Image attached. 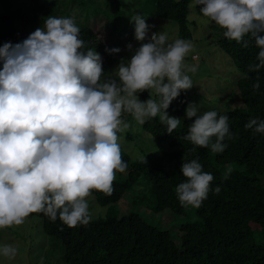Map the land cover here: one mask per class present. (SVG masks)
Segmentation results:
<instances>
[{"label":"clouds","instance_id":"obj_1","mask_svg":"<svg viewBox=\"0 0 264 264\" xmlns=\"http://www.w3.org/2000/svg\"><path fill=\"white\" fill-rule=\"evenodd\" d=\"M223 28V35L241 42L246 34L255 39L258 62L249 71L264 68V0H192L190 8ZM135 40L140 42L106 74L99 52L84 49L80 28L73 16L50 15L42 27L22 42L0 46V229L21 225L31 213L42 212L68 227L91 220L86 197L92 190L113 192L117 171L124 172L118 133L128 127L126 112L140 124L159 115L172 133L180 118L167 112L182 90L193 86L188 72L195 66L184 61L190 41L169 39L164 31L152 32L146 17L130 14ZM247 46V42H244ZM119 53V47L105 49ZM260 88L259 80L252 85ZM149 90L142 101L138 93ZM155 92L159 100L152 99ZM185 115L195 118L184 139L193 145L222 153L234 139L229 117L215 109L201 111L189 103ZM123 125V127H122ZM244 127L264 134V119L252 118ZM214 138V139H213ZM227 168L223 178L231 173ZM175 192L184 207L199 208L214 177L203 171L199 159L184 160ZM17 248L0 243V256L14 259Z\"/></svg>","mask_w":264,"mask_h":264},{"label":"trees","instance_id":"obj_2","mask_svg":"<svg viewBox=\"0 0 264 264\" xmlns=\"http://www.w3.org/2000/svg\"><path fill=\"white\" fill-rule=\"evenodd\" d=\"M17 1L0 0V5L5 8L4 12H0L1 46L8 41L15 44L27 38L28 35L23 33L17 19L37 21L41 19V11L49 5L56 6L61 14L66 15L59 4H50L51 0H36L30 8H26V5L32 0L26 3L20 0L19 5H16ZM112 2L114 8L106 2L105 9L99 10L97 14L107 16L114 22L111 36L114 41V33L122 14L119 0ZM149 2L155 17L177 22L180 38H193L191 23L195 21L190 20L189 7L192 0ZM82 3V11H88L84 18H75V21L82 22V25L76 24L81 25L79 38L84 41L83 50L99 52L107 73L119 57L105 50L113 47L111 38H108L111 44L106 43L90 26L91 2ZM194 8L198 15L203 16L199 6ZM113 9L117 11L115 14L111 13ZM224 31L216 25L219 35L215 41L223 47L240 71L234 86L240 103L234 107L211 109L229 117V130L235 138L225 139L227 147L222 153H214L210 148L195 146L184 139L189 124L195 118H187L185 115L191 102V91L182 90L167 109L171 115L180 118L179 125L172 133L167 132L159 115L149 118L143 124L144 129L162 146L161 151L148 152L142 158L133 159L121 148L127 168L124 172L115 173L112 194L91 191L97 203L107 207L104 216L95 218L90 212L91 220L87 225L68 227L59 218L53 222L42 212L30 214L39 216L44 232L59 240L62 259L66 264H264V242L256 234L260 232V236H264V183L260 177L264 174V134L244 127L252 118L264 119V68L259 71L248 70L251 64L258 62L256 55L259 48L254 37L246 34L238 43L227 39L223 35ZM257 79L260 83L258 90L252 87ZM156 97L159 98L157 94ZM139 98L147 100L150 92H140ZM128 116L131 114L124 112L121 117L127 119ZM196 158L202 164L203 171L213 175L211 188L219 185L221 191L215 194L210 190L201 206L193 209L195 218L182 223L176 235L168 228L163 229L150 223L140 212L130 210L123 215L119 214V202L127 193L135 195L137 203L142 201V192L146 190L152 196L149 209L159 212L170 208L173 213L187 215L193 207L180 204L175 188L186 179L181 172L184 160ZM228 163H235L236 166L228 178L224 179L225 171L222 167ZM137 191L142 192L137 194Z\"/></svg>","mask_w":264,"mask_h":264},{"label":"rangeland","instance_id":"obj_3","mask_svg":"<svg viewBox=\"0 0 264 264\" xmlns=\"http://www.w3.org/2000/svg\"><path fill=\"white\" fill-rule=\"evenodd\" d=\"M23 1L26 3L27 0ZM51 1L50 4H59L61 10L65 11L67 16H73L74 18H84L85 13L88 11L87 9L82 11L84 7L82 1L85 3L91 2L89 3V9L92 10L89 20L90 26L101 38L106 40V43L111 44L108 38H111L113 35L112 26L114 22L107 16L97 13L99 10L105 9L106 2L112 4L111 7L114 8L112 0ZM35 2L36 0L28 2L26 8H30ZM119 2L121 3L120 14H122V17L114 33L116 37L114 41L111 38V41H113V47H119L121 51L115 53L119 57V60L106 74H111L122 58L130 57L132 50L127 47L129 43L132 44L133 50L139 46L140 42L136 41L134 37V25L130 23V14L139 12L146 17V22L153 26L150 29L149 36L152 32L164 31L170 40L180 38L177 22L155 17L152 14V4L149 0H119ZM19 4L20 0L17 1L16 5ZM4 10V5H0V12H4ZM116 12L114 9L111 11L114 14ZM50 15L66 17V15L58 11L56 6L49 5L41 11V19L37 21L17 19V23L23 33L29 35L38 27H42L44 19ZM190 20L195 21H191L193 38L188 40L192 44V48L184 61L186 66L196 67L195 72H188L193 82V86L190 88V103L199 105L201 111L213 107L224 109L231 105L232 107L237 106L240 101L236 98L234 86L236 85V78L240 75V71L224 51L223 47L215 41L217 35H219L216 32V24L207 17L198 15L195 8H191ZM77 23L82 25L81 21ZM81 25H78V27ZM152 99L159 100L154 91L152 92ZM168 114L175 116L169 112ZM121 119L128 127L118 133V143L133 159L142 158L148 152L161 151L162 146L155 137L145 130L143 124L136 121L132 115L128 116L127 119L122 117ZM129 134L131 135L130 137ZM235 166V163H228L222 167V170L226 171L227 168L231 167L232 169ZM260 177L261 182L264 183V174ZM141 192L137 191V194ZM142 193V201H138L137 203L135 195L127 193L119 202V214L123 215L130 210L140 212L150 223L163 229L168 228L175 235L179 232L182 223L195 218L194 207L188 210L187 215L173 213L170 208L155 212L148 208V204L152 203L150 193L146 192V190ZM86 199L89 203V210L95 218L105 215L107 207L99 205L93 194L90 193ZM256 234L257 238L264 242V236H260V232ZM0 243L13 244L18 250L14 259L9 260L7 257L0 256V264H66L62 259V248L59 240L48 236L44 232L42 220L39 216L29 215L21 225H13L0 229Z\"/></svg>","mask_w":264,"mask_h":264}]
</instances>
